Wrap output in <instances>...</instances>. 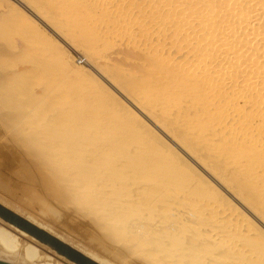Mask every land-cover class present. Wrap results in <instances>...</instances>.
Returning <instances> with one entry per match:
<instances>
[{
	"label": "bare ground",
	"instance_id": "bare-ground-1",
	"mask_svg": "<svg viewBox=\"0 0 264 264\" xmlns=\"http://www.w3.org/2000/svg\"><path fill=\"white\" fill-rule=\"evenodd\" d=\"M13 1L22 7H14V12L29 15L31 26L60 51L61 56L56 54L54 59L63 83H75L66 87L64 92L71 97L62 96L64 102L68 104L75 97L82 102L91 98L90 114L94 117L117 121L125 117L127 121L125 124L122 120L124 124L120 125L133 141L129 140V147L124 144L125 153L114 158L112 166L104 160L106 151H100L101 147H95L91 141L86 142L88 150L94 146L93 150L97 148L99 152L86 151L83 146L84 150L78 149L82 144L78 141L77 146L72 144L74 141L68 143L70 132L63 133V138L64 134L65 139L69 137L68 142L62 140L60 133L55 136L62 141L55 136L56 140L43 136L50 137L44 141L52 149L49 153L57 156L56 161L61 158L69 163L68 174L72 178L86 179L91 186L99 183L98 190L94 186L95 203L91 208L103 213L110 229L114 226L123 239L144 247L149 256L161 258L162 263L167 260L170 264H263L264 0H73L87 11L84 26L61 23L38 3ZM53 35L72 51L73 44L79 45L86 55L111 40L138 59L132 60L135 66L119 56V61L112 59L107 67L114 76L89 64L88 70L81 69ZM101 60L108 62L105 57ZM28 97L35 98L29 94ZM39 105L25 110L22 118L49 121L52 105L47 103L50 109L44 105L40 110ZM82 140L85 142L84 137ZM113 148L111 151L119 149ZM124 177L130 179L128 186L123 181L120 184L124 185L114 184ZM86 183L77 187L87 189L90 184ZM113 191L126 192L128 202L116 197ZM0 205L8 207L6 203ZM13 212L94 263L113 264L66 241L35 218L36 221L29 215ZM12 233L0 228V246L13 257L0 255L7 263L12 260L13 264H76L48 246L58 257L50 252L45 254L42 246L18 234L23 238L20 240Z\"/></svg>",
	"mask_w": 264,
	"mask_h": 264
},
{
	"label": "rangeland",
	"instance_id": "rangeland-1",
	"mask_svg": "<svg viewBox=\"0 0 264 264\" xmlns=\"http://www.w3.org/2000/svg\"><path fill=\"white\" fill-rule=\"evenodd\" d=\"M29 1L34 3L35 5L38 3L37 4L38 7H40L42 10L44 9L43 11L45 12L53 14L55 20L60 21L61 23L67 22L73 24V22H75L74 24L76 25L81 24L84 26V22L88 18L87 11L82 9L80 5L75 3L73 0H65V1L64 0H54V1L29 0ZM44 1H47L46 2L47 5ZM61 4L64 5L65 8L61 6ZM17 6L22 8L20 5L16 4V2H14L13 0H0V202L6 203L8 206L7 209L10 210L11 208V210L13 211L16 210L17 214H22V215L24 214L25 216L29 215V217H32V219L35 218L37 222H39L42 225L45 224L44 226L51 228L52 231H54V233L61 235L66 241L74 243L75 245H77L78 247L84 250L91 251L95 255L100 256L101 258L105 259L110 263L170 264L169 262H167L166 259H164L166 261L163 260L164 263L160 262V260L162 261L161 258L160 260L159 259L157 260L154 257L149 256L147 254V250L144 251V247L142 248V247H137L136 245L134 246V242L132 243L126 238L123 239V237H121L118 234L114 226H112V229H110L111 224L109 225V222L103 219L104 218L103 213L101 211H99L98 213L96 212V210L93 209L95 203L94 199H92L94 197L93 190H95V188L97 187L98 188L96 190L99 189V183H95L93 184V186H91V184L87 182L86 179L84 180L85 181L84 182L81 178L80 179L72 178L68 174V169H69L68 167H70L69 163H65V160H62L61 158L59 160L57 159L56 161L57 156L55 157V155L49 153V151L50 150L52 151V149L49 146H47L46 144L47 141H44L45 138L46 140L49 139L50 137L54 138L56 134L60 133V135H62L61 136L62 140L65 142H68L69 141L68 138L70 137L71 141H69L68 143H72L74 141V143L72 144L76 146L78 142L82 143L80 145L81 147L78 146L80 147L78 149L82 148L84 150L83 147H85L86 151L95 152L97 148H94L93 150L92 147L94 146L92 147L90 146L91 148L89 150L87 148L89 145L86 142L90 143L91 141L96 144L95 147L98 148L99 146L101 147V150L99 149L100 151H104V152L110 151L109 153L105 152V154L107 155V159L104 158V160L106 161L108 160L109 163L107 165L110 164V166H112L116 159L121 157V155L123 156V153H125V149H127V147H129L128 145H130L127 143H129V140L130 143H132L133 138L132 136H129L130 134L127 131H124L125 129L122 128V126L120 125V123L122 124L123 121L125 124H127L125 117L124 119L121 118L123 121L122 120L117 121L111 118L99 120V118H96L92 114H90L93 108L92 105L93 99L85 98L84 102H82L83 100L81 98L75 97L76 99L74 101L70 100L68 104L64 102V97L62 96H64L65 94L67 95V92H64L65 90L68 89V88L66 89V87H71L75 83H73V81L69 82L66 85L63 83L59 64L57 62V59H54L56 57L54 55L60 54V51L56 47H55L56 49L54 48V45L49 39H47L44 36L41 37L39 34L40 32L38 33V31H36L31 26V23L29 21L30 18L29 15L25 13V16L27 17L26 18L22 16L20 13L14 12L15 10L13 9L14 7L16 8ZM66 10L68 12H66ZM53 39L55 41L58 40L57 43L60 45V47L70 52L72 62L81 69L86 68L88 70L89 68L87 65L89 64L92 65L97 70L101 69L106 73H108L109 75L114 76L113 74L114 72L111 71L109 65L107 67V64H110L112 59L116 61L117 60L116 58H118V56L119 58L125 60L128 59V61L132 62V66H135V64H133L134 63L133 61L136 60L137 56L133 52L126 50L125 49L126 47L122 46L121 48V46L118 45V43H114L111 40L110 41L108 40L105 44H103L104 46L100 45L96 47L93 53L90 54L93 57H90L89 53H87L86 55V52H83L81 50V47H79V45L73 44L72 47L75 49V51L74 50L72 51V48H70V46H68V44H66L59 37L57 38L53 35ZM112 54L115 55V58L112 57ZM58 56H61V54ZM99 57L101 59L105 57L104 61L107 60L108 62H102V60ZM94 58H96L97 60H95ZM117 61H119V59ZM100 63H102L103 65ZM10 76L13 77L10 78ZM33 77L36 78V81L34 80ZM37 81L38 83L36 85ZM29 84L30 85L33 84V86H29ZM28 86L30 87L29 90H28ZM37 86L39 87L42 86V87L39 88ZM26 88L28 91L26 90ZM44 91L49 95L50 94L51 95L50 96L46 95ZM19 92H21V95L19 94ZM69 92L74 93L75 91L69 90ZM28 94L34 95L35 98L33 100H30ZM57 94L59 96H57ZM54 96L58 100L55 99ZM67 97L70 98L71 96L69 97L67 95ZM61 98L63 100H61ZM54 99L56 101H54ZM41 102H47L48 104L52 105L50 113L48 114L50 119L49 121L46 120L44 122L43 121L39 122L37 120L34 121V119L33 120L31 119L33 122L31 123V120L28 121L27 119L22 118L23 116L22 113H24L25 110H27L28 108H32L37 103L39 105ZM47 103L39 105L38 109L40 110L41 107L45 108L49 106L47 105ZM46 109H50V108L47 107ZM69 111L71 112V114ZM60 120L62 121L65 120L64 122L70 120V122L68 121L69 124L68 123L64 124L62 122L64 124L62 125V123H60L61 122ZM59 125L61 128L64 127L62 128L64 131H61L62 129H60L59 131L58 128L60 127H57ZM81 125L83 126V128ZM114 130H116V132L120 133L122 136H120V134H117ZM64 132L66 133L70 132L69 134L67 133L69 137H67L66 139L65 137L67 135L65 134L63 138ZM72 133L74 134L72 135ZM123 133H125L128 138L129 137L131 138L128 139L126 135ZM48 135L50 136L49 138L48 137L43 138V136H48ZM113 135L115 136V138ZM61 137L59 138L58 136H55L56 139L59 138L58 140L62 141ZM83 137L85 139V142L84 140H82ZM99 137L102 139V141L101 139H99ZM55 138L54 140H56ZM117 138L120 140L122 138H125V141L121 140V142H118L120 140H118ZM98 139L102 142V144ZM113 141H114L113 144L115 145H112ZM124 144H126L127 147L126 145L124 146ZM102 145H104L106 148H103ZM108 147H110V149ZM116 147L119 148L118 149L119 151L121 149V151L119 152L116 149ZM111 148L116 149L119 154L116 153V150L114 151L112 149L114 151L113 153V151H111ZM122 148L124 150L123 152H122ZM39 152L42 153L40 154ZM97 152L99 151L97 150ZM109 154L111 155L113 154L112 157H108L111 156ZM65 165H67L66 166L67 172L64 171L66 168ZM122 174H126V173H122ZM138 178L139 177H137V179ZM71 180H73L74 182ZM98 180L99 179H96V181ZM129 180H126L124 177V179L122 180L120 179L119 182L116 181L117 183L115 182L114 184L119 185L123 181V183L127 184L126 186H128ZM70 181L72 183H70ZM79 183L81 184L82 187L84 183H86V185L90 184L89 185L90 187H87V189L86 188L81 189L80 187H77L79 186ZM124 184H120V185H124ZM121 193L118 194L116 193V191H113L112 194L116 195V197H119L122 201L127 203L128 195L125 194L126 192L124 193L121 192ZM87 200L89 203L86 202ZM133 213L139 215L142 214L141 212H135V211ZM99 215H102V220L104 221L103 223ZM7 224H8L7 222L0 219V228L5 229L11 233L13 231L14 233L12 234H14L15 236H18V234L22 233L19 230ZM113 231H115L116 233ZM21 235L29 240L31 239L30 241L34 242L35 244L42 246L46 250L44 251L45 254H48L50 252L51 254H54L55 256L58 257V255L55 252L51 251L48 247L37 243L35 240L28 237L24 233ZM19 239L22 240L23 238L19 237ZM225 250L226 249H224L223 251ZM0 255L1 256L7 255L6 258H10V259L13 258L12 254H8L6 251L2 249L1 246H0ZM63 261L65 260L63 259ZM10 262H12V260L8 261L7 263L6 259L5 260L0 259V263L3 264H13V262L12 263Z\"/></svg>",
	"mask_w": 264,
	"mask_h": 264
},
{
	"label": "water",
	"instance_id": "water-1",
	"mask_svg": "<svg viewBox=\"0 0 264 264\" xmlns=\"http://www.w3.org/2000/svg\"><path fill=\"white\" fill-rule=\"evenodd\" d=\"M0 219L11 224L18 229L26 232L28 235L39 240L42 244L50 247L52 250L56 251L59 255L64 256L67 260L72 261L76 264H96L90 259L86 258L76 250L63 244L56 238L48 235L44 231L37 229L29 222L19 218L13 214L8 209L0 205Z\"/></svg>",
	"mask_w": 264,
	"mask_h": 264
}]
</instances>
